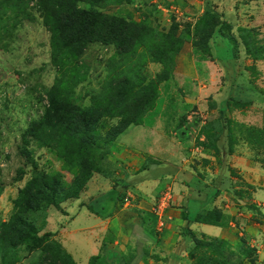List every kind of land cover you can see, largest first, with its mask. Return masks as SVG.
<instances>
[{
	"label": "rangeland",
	"instance_id": "obj_1",
	"mask_svg": "<svg viewBox=\"0 0 264 264\" xmlns=\"http://www.w3.org/2000/svg\"><path fill=\"white\" fill-rule=\"evenodd\" d=\"M54 1L45 0L42 4L41 0H0V224L7 223L15 215L14 201L34 179L47 178L49 187L58 191L55 198L62 201L70 195V188L82 174L84 166H76L77 161L85 159L80 153L71 150L66 155L63 149H53L50 144L42 147L34 140L23 145L22 137L28 126L43 117L47 92L54 86L60 97L66 98L77 109L98 114L91 136L94 154L93 158L87 159L92 165L90 170H85L90 171L91 177L102 174L103 170L114 169L117 163L113 164V159H124L130 148L126 144L123 149L118 147L122 134L113 138L121 122L126 123L122 121L126 114L119 106L108 104L113 90L107 85L112 79L121 77H133V90L125 99L132 98L135 91L148 85L155 94L152 110L141 114L144 115L142 119L138 118L140 125L151 124L152 119L146 121V116L163 108H167L170 118L174 119V127L182 121L186 123L184 133L190 138L189 148H186L191 161L201 160L198 140L216 135L218 123L224 122L223 119L234 141L244 140L264 155V7L252 3L242 9L240 16L244 17L245 26L232 32L224 17L231 9L238 10L237 0H128L122 4L115 0H98L93 7L77 4L79 9L101 12L126 24L150 29L168 38L164 44L178 42L179 51L172 53L168 61L171 67L163 75L165 78L159 79L163 67L157 59L161 57L156 58L141 46L134 49L135 55L122 54L116 46L101 42L87 44L78 57L60 51L57 38L45 24L52 18L42 12V7H53ZM212 18H220L223 25L219 33L217 31L218 35L209 40L208 26ZM226 37H232L234 40L231 41L235 43L226 44ZM244 41L248 43L250 56ZM232 44L237 55L240 54L241 65L233 62L232 55L227 56ZM210 48L229 75L226 77L224 72V77L222 74L218 77L213 73L216 78L212 82L188 77L200 70V62L210 61ZM54 57H57L55 61ZM247 60L250 61L248 66L244 64ZM223 107L227 112H218ZM226 115L231 119L227 120ZM131 127L137 126L130 125L127 129ZM165 148L170 149L169 146ZM207 148L208 145L202 153ZM69 200L58 202V210ZM37 207L22 210L14 232L0 237V264L54 263L51 254L42 250L30 252L28 248L32 242H28L26 235L30 236L38 229V237L47 233V211L53 208ZM214 217L217 216L207 219L215 221ZM219 220H223L221 225H226L222 215ZM208 244L202 243L198 247L197 264H229L230 256L224 255V248L219 247L223 252L218 254L212 252L206 246ZM240 248L252 258L254 251L249 246ZM62 264L73 263L66 259Z\"/></svg>",
	"mask_w": 264,
	"mask_h": 264
},
{
	"label": "crops",
	"instance_id": "obj_2",
	"mask_svg": "<svg viewBox=\"0 0 264 264\" xmlns=\"http://www.w3.org/2000/svg\"><path fill=\"white\" fill-rule=\"evenodd\" d=\"M238 1V10L231 9L224 17L232 32L245 26L242 9L252 3L264 7V0ZM231 43L235 42L227 39L226 44ZM235 50L232 44L227 56L241 65ZM210 55L212 59V48ZM211 59L200 62V70L188 77L209 82L216 78L213 73L224 77L225 72L227 77L222 62L216 56ZM225 108L218 112H227ZM149 118L151 124L131 127L120 136L118 147L134 148L127 149L122 160L112 157L114 169L93 176L78 199L64 202L60 210L48 209L45 232L74 264H89L94 257L104 264H197L196 242L224 245L229 264H264V155L244 140L234 141L223 119L214 145L212 139L201 137V160L191 161L186 123L174 127L167 108L150 112L146 121ZM168 187L172 200L160 221L154 208ZM213 211L225 218L226 225L197 221L199 215L207 217ZM243 245L254 251L252 258L241 251Z\"/></svg>",
	"mask_w": 264,
	"mask_h": 264
},
{
	"label": "trees",
	"instance_id": "obj_3",
	"mask_svg": "<svg viewBox=\"0 0 264 264\" xmlns=\"http://www.w3.org/2000/svg\"><path fill=\"white\" fill-rule=\"evenodd\" d=\"M42 4L45 0H41ZM117 4L128 2V0H115ZM98 0H55L54 5L51 8L42 7L44 14L47 13V18H52L45 22L49 29V32L54 38H57L60 51L67 52L70 55L78 57L82 50L89 43L101 42L105 45H114L120 49L122 54L135 55L134 49L138 46L144 47L149 50L156 58L160 56L157 62L163 67V72L159 76V79L165 78L163 75L171 67L168 66L170 61V55L179 51L178 42L170 41L167 44L163 42L168 41V38L163 35H159L156 32L147 29L142 26L129 25L121 20L104 15L101 12L82 10L77 7L78 3H85L89 7H93L97 4ZM221 19L212 18V22L208 27L209 40L215 35H218L220 28L222 27ZM218 31V33H217ZM226 39L232 40V37ZM234 40V39H233ZM164 44V45H163ZM160 45V46H159ZM244 47L249 54L248 43L244 41ZM209 54V48L207 47ZM251 53V52H250ZM57 57H54L55 61ZM133 77H121L112 79L107 88L113 90V95L108 100V104L117 105L126 114V118L122 119L121 125L114 132L113 138L123 134L130 125H140L138 118H143L147 111L152 110L155 94L151 86H145L141 90L135 91V94L130 99H125V96L129 91L133 90ZM47 108L43 117L38 121L30 124L22 137L23 145L26 146L29 140H34L41 144V146L51 145V148L57 147L66 151V155L70 154L73 150L76 154H81L85 159L77 161L76 166H84L82 174L76 179L70 188L71 193L62 201H59L55 196L58 191L54 188H50L48 179L44 177H38L29 183L28 186L19 192V197L14 201L16 208L15 215L9 219L7 223L0 224V237L9 235L16 229V224L19 221L22 210H28L31 207L38 209L40 206L45 208L53 207L59 209L58 202H63L66 199H77L80 192L86 187L89 180L92 178L90 175L89 167L92 165L91 161L87 159L93 158V143H92V131L95 124L98 122V114L95 111L86 112L77 109L66 98H61L57 92V88L54 86L47 92ZM129 105V106H127ZM96 115V116H95ZM132 117V119H130ZM130 119V120H129ZM218 133H222V125L218 123ZM229 132V131H228ZM111 136V135H108ZM216 135H212V144L216 140ZM209 140V139H208ZM83 153V154H82ZM90 170V169H89ZM85 189V188H84ZM45 203V204H43ZM216 212V211H215ZM214 217L216 224H221L223 220H219V214H208L207 217L198 216L197 221H208V217ZM20 222V221H19ZM39 230V229H38ZM32 231L29 237V241L32 242L29 251L42 250L45 253L52 255L54 263L50 264H62L65 260H71L72 258L59 246V244L53 241V235L45 233L41 237L37 234L39 231ZM196 245L201 247L202 244L196 242ZM59 247L55 251L53 247ZM212 249V252H218L222 254L223 250L219 249L224 245L218 243H212L206 245ZM241 249V248H240ZM243 251V248L241 249ZM248 255V254H247ZM250 257V254H249ZM104 260L100 257H94L90 260L89 264H104Z\"/></svg>",
	"mask_w": 264,
	"mask_h": 264
},
{
	"label": "built area",
	"instance_id": "obj_4",
	"mask_svg": "<svg viewBox=\"0 0 264 264\" xmlns=\"http://www.w3.org/2000/svg\"><path fill=\"white\" fill-rule=\"evenodd\" d=\"M171 200H172V190L168 187L159 196L154 208V215L160 221L163 220L164 213L169 207Z\"/></svg>",
	"mask_w": 264,
	"mask_h": 264
}]
</instances>
